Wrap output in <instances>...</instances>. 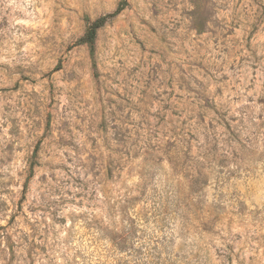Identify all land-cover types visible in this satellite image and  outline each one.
I'll list each match as a JSON object with an SVG mask.
<instances>
[{
  "label": "rangeland",
  "instance_id": "374dc122",
  "mask_svg": "<svg viewBox=\"0 0 264 264\" xmlns=\"http://www.w3.org/2000/svg\"><path fill=\"white\" fill-rule=\"evenodd\" d=\"M0 264H264V0H0Z\"/></svg>",
  "mask_w": 264,
  "mask_h": 264
},
{
  "label": "trees",
  "instance_id": "16d2710c",
  "mask_svg": "<svg viewBox=\"0 0 264 264\" xmlns=\"http://www.w3.org/2000/svg\"><path fill=\"white\" fill-rule=\"evenodd\" d=\"M116 13L101 16L93 21L85 19L86 27L82 37L77 41L80 45H85L88 48L89 54L93 60L95 52L96 35L99 29H101L108 20L115 16ZM94 66V63H93ZM38 147L35 148L32 158H36ZM34 163L30 165L29 177L32 174Z\"/></svg>",
  "mask_w": 264,
  "mask_h": 264
}]
</instances>
